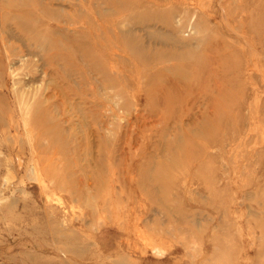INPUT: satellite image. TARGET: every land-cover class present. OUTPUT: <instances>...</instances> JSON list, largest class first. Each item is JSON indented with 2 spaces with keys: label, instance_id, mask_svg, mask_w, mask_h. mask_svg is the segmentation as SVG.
I'll return each instance as SVG.
<instances>
[{
  "label": "rangeland",
  "instance_id": "1",
  "mask_svg": "<svg viewBox=\"0 0 264 264\" xmlns=\"http://www.w3.org/2000/svg\"><path fill=\"white\" fill-rule=\"evenodd\" d=\"M0 264H264V0H0Z\"/></svg>",
  "mask_w": 264,
  "mask_h": 264
}]
</instances>
